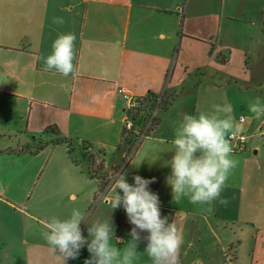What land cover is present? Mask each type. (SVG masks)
I'll use <instances>...</instances> for the list:
<instances>
[{
    "label": "crops",
    "instance_id": "1",
    "mask_svg": "<svg viewBox=\"0 0 264 264\" xmlns=\"http://www.w3.org/2000/svg\"><path fill=\"white\" fill-rule=\"evenodd\" d=\"M54 16L65 23L53 24ZM68 32L77 37L75 74L44 71L41 57L51 53L58 34ZM259 44H264V0H0V264H61L59 251L43 238V225L52 216L67 218L73 208L86 214L81 222L86 238L87 221L111 218L122 248L129 241L125 221L130 223L123 207L112 210L107 202L116 171H126L130 184L134 175L155 178L149 189L159 197L161 216L182 230L189 223L209 230L216 246L222 244L216 232L229 224L250 232L254 242L244 260L234 252L229 262L264 264V150L258 139L264 116H242L244 124L237 119L249 142L244 152L232 153L239 163L221 193L226 205L214 202L213 211L202 214L187 198L175 203L166 183L174 121L185 113L210 112L215 91L233 83L255 90L264 101V51L256 66L260 72L245 61ZM119 89L136 98L173 100L158 109L146 138L123 132L127 105ZM146 114L136 116V129ZM51 126L74 142V157H92L84 160L101 167L96 176L104 178L105 188L73 163L65 145L36 155L26 151L45 135L54 139L45 133ZM43 155L66 172L45 173L46 159L38 160ZM177 213L192 217L172 216ZM89 257L85 245L70 264ZM215 264H223L216 253Z\"/></svg>",
    "mask_w": 264,
    "mask_h": 264
},
{
    "label": "clouds",
    "instance_id": "2",
    "mask_svg": "<svg viewBox=\"0 0 264 264\" xmlns=\"http://www.w3.org/2000/svg\"><path fill=\"white\" fill-rule=\"evenodd\" d=\"M52 23L62 25L65 21L54 16ZM76 38L72 32L58 34L51 45V53L41 57L44 71L55 70L64 77L75 74ZM247 108L257 120L264 116V101L259 96L249 100ZM233 112L232 104L225 101L213 105L210 112L185 113L179 121L173 122L171 144L174 155L168 161L171 174L166 177V183L171 188L175 203L187 198L205 215L213 211L214 202L221 205L228 203L221 193L238 166V160L232 155V140L242 130ZM126 176V171L114 172L107 202L112 210L123 207L129 223L133 225L131 240L125 242L122 248L116 246L121 241L118 238L114 240L111 218L97 219L91 224L87 221L86 238L80 228L86 214L73 208L67 218L52 216L43 225V238L53 252L59 251L60 255L56 257L61 264H66L68 259H76L85 245L90 257L84 264H135L143 254L147 255L150 264H179L184 237L174 221L169 222L167 217L161 216L159 197L149 189L155 178L134 175L130 184ZM117 189L122 191V195ZM145 231L148 233L143 237L147 241L146 248L143 253H138L140 233ZM193 264L203 262L197 259Z\"/></svg>",
    "mask_w": 264,
    "mask_h": 264
},
{
    "label": "rangeland",
    "instance_id": "3",
    "mask_svg": "<svg viewBox=\"0 0 264 264\" xmlns=\"http://www.w3.org/2000/svg\"><path fill=\"white\" fill-rule=\"evenodd\" d=\"M263 46L264 44H259V48L257 47L259 51L254 52V55L252 56L251 59L247 57L245 60V61L248 60L249 64L252 66L251 68H252L253 73L260 72V70L256 68V66H258V64L260 63L259 57H261L264 51ZM225 55L230 56V54L227 52ZM222 59H223L222 56H220L219 60L221 61V64H222ZM216 80L218 79H215V81ZM262 89H264V86H262ZM205 92L206 91L202 89V91L200 92V96L202 97L203 95H205ZM216 95L217 96L221 95L222 100H218L217 99L218 97H216ZM255 97H257L255 95V90L252 89L250 91H242V88L240 86H237L233 83L232 86L226 87L225 89H222L221 91H218V90L215 91V104H217L219 101H222V103H224L225 101L230 102L233 106V110H234L233 114L235 115L236 119H239L242 116L248 118L253 114L248 111L247 104L249 100L254 99ZM204 98L207 99V97L203 96V99ZM159 111L161 112L162 108L159 109ZM46 137L47 136L45 135V137L41 141L42 143L38 142L36 147H34L32 150L27 149L26 151L33 155H36L37 153H40L39 147L41 144L46 146L43 149V151L44 150L48 151V149L52 150L53 148H58V147L63 148L62 150H65L64 147H61V146L56 147L53 144H50L52 139L48 137L46 138ZM2 138L3 137L0 136V142H3L1 141ZM258 139L260 141V146L262 150H264V138L260 136L258 137ZM45 156L46 155H43V157H38V160L39 158L40 160L42 159V161L46 159V161L44 162L45 163L44 165L45 173L51 172V171L61 172V173L66 172L65 170L62 169L61 163L59 162L55 163V161L53 160V157L50 159V161H48V158H45ZM47 161H48V165L46 166ZM53 166H56V167H53ZM95 167L96 166L92 164V168H95ZM124 214H125V219H127L126 213ZM188 215L189 217H192L191 214L189 213L172 214V216L173 217L175 216L176 218L180 216L187 218ZM188 225L191 226V228H187L185 230L178 228L184 237V244L180 249V255H184L182 258L183 262L181 264H193V262L197 259L199 260L203 259L204 260L203 264H215V253L219 254L223 264H230L229 260L231 259V257H233L234 252L238 253V255H240L241 258L244 260L245 256L248 254L247 247L249 248V246L254 242L253 239H251L250 237L251 236L250 232L249 233L246 232V230H244L243 228H240L237 225L229 224L228 225L229 228L227 229L223 228L224 230L216 232L217 236H219L220 239L222 240V244L219 246H216L215 241L212 240L213 236L209 230L202 229L197 224H195L194 226V224L189 223ZM82 227H83V223L80 225L81 229ZM124 227H126L125 229L126 236H129L128 240H131L130 231L133 225L128 224L127 221H125ZM140 235H141V239H143V237H146L148 233L145 231V232H141ZM199 239H203L205 243H213V245H208L209 247H207L206 245H203L202 243L200 244ZM145 248H146V244L140 241L138 243V247L136 250L138 253H143ZM143 258L144 259L147 258L146 254L141 255L140 259L135 261V264H150L148 260L145 261ZM66 264H70V259L66 261Z\"/></svg>",
    "mask_w": 264,
    "mask_h": 264
},
{
    "label": "built area",
    "instance_id": "4",
    "mask_svg": "<svg viewBox=\"0 0 264 264\" xmlns=\"http://www.w3.org/2000/svg\"><path fill=\"white\" fill-rule=\"evenodd\" d=\"M119 95H121L127 105V116L123 124V132H137L139 139L142 140L146 138L149 133L152 131L155 126L156 114L159 109L160 101L155 103L154 107L149 110L146 114L145 120L142 126L139 129H136L134 126V117H136L137 110L143 107L144 99L136 98L132 96L130 93L124 91L123 89H119L117 91ZM239 122L244 124L246 122L245 118H240ZM260 136L264 138V125L260 128ZM249 142V137L247 134L241 132L240 135L232 140L233 145V153H242L246 150Z\"/></svg>",
    "mask_w": 264,
    "mask_h": 264
},
{
    "label": "trees",
    "instance_id": "5",
    "mask_svg": "<svg viewBox=\"0 0 264 264\" xmlns=\"http://www.w3.org/2000/svg\"><path fill=\"white\" fill-rule=\"evenodd\" d=\"M225 62L226 60H222V63H225ZM158 100L160 101L159 109L162 107L164 109L168 108V106L171 105L173 101V100H168V99L164 100V97L163 98L151 97L147 100L144 99L143 107L137 110V113L135 116H139L140 113H146V112L148 113L149 110L154 107L155 103L158 102ZM146 103L147 104L149 103V105H146ZM134 120H136V117H134ZM156 121H155V124H156ZM45 133L50 134L54 137V139H52L50 144H53L54 146L65 145L68 148V155L70 159L73 161V163L76 166L81 167L82 171L88 176H90L92 179H98L96 175L101 173V167H98V169H93L92 165L90 166L87 163V162L92 161V157L87 158L86 156H84V159L86 158L88 160L87 162L83 158L82 160H78L76 157H74V154H73V151L75 150L74 142L72 140H68L67 138L62 137L56 127H53V126L49 127L45 131ZM45 147H46L45 145L41 144L39 147V151H42ZM98 180L101 181V185H102L101 188H105L107 186V182L104 180V178H100Z\"/></svg>",
    "mask_w": 264,
    "mask_h": 264
}]
</instances>
